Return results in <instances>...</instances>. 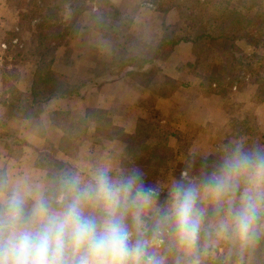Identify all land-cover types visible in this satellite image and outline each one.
I'll list each match as a JSON object with an SVG mask.
<instances>
[{
    "label": "rangeland",
    "instance_id": "rangeland-1",
    "mask_svg": "<svg viewBox=\"0 0 264 264\" xmlns=\"http://www.w3.org/2000/svg\"><path fill=\"white\" fill-rule=\"evenodd\" d=\"M17 1L21 2V0ZM34 1L37 2L38 10L37 6L32 5ZM40 1L25 0V5L18 9L19 31L13 33L8 32L6 35H3V42L7 45L6 51L8 55L14 59L17 58L18 61L23 63L29 61L33 64L36 62L33 55L41 44L38 37L31 32L33 26L38 22V19H35L34 16H40L42 21L46 20L51 22L54 20L48 14V10L54 9V5H52L51 9H48L46 5L44 6V3L40 4ZM74 3L73 5L76 8L69 22L63 24L69 17L67 16V12L70 11L69 6L72 5L71 2H66L60 15L62 21L57 25H62L60 26L61 31L65 27L69 35L64 41V45H61L64 50L61 58L63 57L65 63L67 62L70 49L68 46L74 38L78 37V32L82 28L83 30L89 27L91 28L92 26L96 30L100 28L102 30L100 34L107 41V45L101 51L94 50V40H91L92 45L89 46L85 40L86 44L84 49L78 47L76 43L70 45L72 52L75 51L73 55L75 56L74 62H79V65L73 68L70 74L69 80L71 82L69 84L66 80H63L66 78L59 77L62 82L70 86L78 87L81 84V78L89 75L84 69L93 70L94 72H97L99 69H111L114 66L122 69L123 65L139 66L143 62L148 61L154 55L162 38L166 36V33H164L165 26L169 27L167 35L170 36L174 33L173 38L182 37V18L180 19L177 11L172 10L166 14L157 13L154 7L147 4L145 0H76ZM29 5L31 7H28ZM109 5L114 6L116 12L109 10ZM59 8H61L60 5ZM260 12L264 15V0H261ZM22 14L25 15L21 16ZM182 44L185 43H180L174 49L166 48L162 50L161 59L154 62L148 70L146 69L144 76L140 78L144 84H147L148 88L150 87L149 90L152 96H154L148 100V107L150 109L154 107L153 105L157 101V97L159 99L160 97L171 96L178 87H184L185 83L190 84L191 75L198 77L200 80L203 88L200 92L203 95L209 96L215 92L221 100L218 103L219 115L216 121L210 124V126L214 125V129L211 131H201L198 129L185 131L182 134V138L177 140L178 142L174 147H167L170 141L168 133L172 131L160 129L159 115L154 113L150 114L149 121L140 125V133L142 136H149L150 138V145H147L150 151H152L150 155L155 158L158 157L157 159L161 158L159 163L161 164L160 167L153 168L145 173L147 178H152L149 186L156 190L164 189L167 192H169L172 183L180 179L182 170L186 167L191 168L194 172L195 165L200 162L202 165V161H204L206 165L214 169L224 156L226 147H231L236 143H242L245 149L264 146V99L262 100L256 96L257 88L259 87L256 74L264 80V62L259 63L252 57L253 55L263 56L264 51L262 49L253 50L244 43L237 44L239 51L242 53V57L240 56L237 63H235V69L232 70L229 65H225L223 71L221 70L223 78L216 85L211 86L209 80L217 69L215 66L220 65L219 63L223 59L222 56L220 57L215 54L210 47L201 49L190 44L191 49L187 51V58H191L192 62H194V65H191L193 68L190 69L182 63V54H186L185 50H178ZM163 62L170 67L165 66L164 68ZM261 64L263 66L262 69L259 67ZM60 69H63V67H60ZM64 70L66 71V67ZM228 71H231L233 76H231L232 74L228 76ZM175 73H177V80L169 77V75H175ZM6 78L8 82H13L17 79L15 73L12 72L8 73ZM10 87L11 85L9 89ZM195 88H190V90H187L189 89L187 88L186 92L197 91ZM190 95L191 93L186 94L185 99L190 98ZM182 99L184 98L182 97ZM206 107L210 106L207 104ZM181 109L173 112H175L176 116H179V113L182 111V117L185 118V111L187 112L189 110L184 107ZM186 117L188 121L194 122L195 126L199 125L200 117L197 112L195 115H186ZM61 119L65 121L64 117ZM215 144L218 146V151H216L214 156L200 158L193 152L194 150H200V147L204 145H208L209 147ZM152 146L158 148L156 153L151 149ZM139 148L134 149L139 151ZM138 151L130 153L132 156L130 154L128 155L131 157V160H126L127 165L133 164L132 159L139 161L142 157L146 160V157L144 155L142 156ZM195 158L198 160H195ZM42 166L50 169L53 173L56 172L55 165L50 156L44 159ZM140 170L137 168V171L140 172ZM184 179L186 183L200 184L198 180L186 177L185 175ZM53 193L54 191L46 196L51 202H53ZM167 203V197L160 198L158 204H156V208L162 210L166 208ZM205 204L206 215L204 219L207 217L211 203L207 199H201L200 206ZM150 218V222L148 223L151 226L155 219V212ZM211 219L216 218L213 217ZM221 220H226V217L222 214L221 218L216 221V223L219 222V226L215 227L216 229L213 231L214 236L206 233L201 228L200 238L195 249V252L201 259V263L264 264V254H262L261 258L256 257L254 260L251 259V261L245 258L249 243L242 242L230 230H220ZM260 228L262 234H264V227L261 226ZM215 232H217V235H221L222 240H224L222 247H220L222 243L211 240V237H217ZM262 238L264 243V237ZM159 239L161 242H153L155 245H153L152 250L157 255L163 256L166 264H177V260L182 261V256L187 252L177 245L170 228L165 229ZM209 244H212V248L213 246H216V248L220 247L221 253L226 251V256L218 258L213 255L214 258H212L208 252Z\"/></svg>",
    "mask_w": 264,
    "mask_h": 264
},
{
    "label": "clouds",
    "instance_id": "clouds-1",
    "mask_svg": "<svg viewBox=\"0 0 264 264\" xmlns=\"http://www.w3.org/2000/svg\"><path fill=\"white\" fill-rule=\"evenodd\" d=\"M61 187L68 195L58 207L40 192L30 208L18 190L0 200V264H166L152 247L168 228L193 256L188 264H199L195 249L206 215L201 199L226 217L220 230L254 242L264 218V146L226 147L199 185L186 183L182 173L162 210L156 208L159 192L139 171L114 178L101 168L87 183L64 177Z\"/></svg>",
    "mask_w": 264,
    "mask_h": 264
},
{
    "label": "crops",
    "instance_id": "crops-1",
    "mask_svg": "<svg viewBox=\"0 0 264 264\" xmlns=\"http://www.w3.org/2000/svg\"><path fill=\"white\" fill-rule=\"evenodd\" d=\"M67 13V16H70V11ZM18 16L19 11L11 9L8 0H0V100L11 99L12 92L23 97H29L31 94L35 64L29 61L23 63L8 55L7 45L3 42V35L19 31ZM69 19L68 17L65 22ZM77 36L71 44L76 43L82 49L85 48L86 42L88 46L92 45L93 40L94 50L101 51L107 45V41L94 26L80 29ZM71 44L68 46L70 49L67 62L65 63L63 57L61 58L64 52L63 44L56 49L52 65L55 76L59 80H61L59 77L66 78L63 80L68 84L71 82L69 78L73 68L79 65V62H74L75 51L72 52ZM181 46L178 50H185L186 53L182 54V63L191 69L194 62L191 58H187V51L191 46L190 44ZM163 64L164 68L170 67L164 62ZM84 71L89 75L81 78L78 95L70 99H52L44 103L38 118L34 121L8 117L7 110L0 105V183L4 185V190L0 192V200L10 195L12 191L18 190L25 194L30 208L37 192L47 196L54 191L56 197L53 198V206L58 207L60 200L65 197L61 187V180L64 177H79L82 183H87L101 168L107 169L109 175L114 178L131 175L137 171V168L127 167L126 164V160L130 159L128 138H134L140 133V125L147 123L152 113L160 116L161 130L172 131L168 133L170 138L168 148L174 147L185 131L214 129V125L210 126V124L216 121L219 115L218 103L221 99L215 92L209 96L203 95L200 92L203 88L198 77L190 74L191 86L183 82L185 86L178 87L171 96L159 99L157 97L154 107L150 109L148 100L154 97L149 90L150 87H144L132 78L127 69H118L114 66L111 69H99L97 72L89 69ZM10 72L15 73L16 81L6 80ZM176 74L169 77L177 80ZM193 87H196L197 91L186 92L187 88L190 90ZM188 93L191 95L190 98L188 97L189 100H186L185 96ZM207 104L210 107H206ZM182 107L189 110L185 111V118L182 117V111L179 116L173 112L182 110ZM196 112L200 117L198 126L188 121L186 117V115H195ZM63 117L65 121L61 119ZM216 151L218 146L215 144L209 147L204 145L200 150L193 152L200 158H207L214 156ZM48 156L52 162L63 165L64 170L54 174L50 169L42 166ZM141 172L143 178H146L145 172L140 170ZM182 173L186 177L195 179L183 170ZM157 191L159 200L166 197L168 200L166 190ZM211 206L210 204L209 208ZM201 207H206V204ZM220 218L208 222L207 216L202 224L206 223L214 231L215 227L219 226V222L216 221ZM261 226L264 227V221ZM260 232L264 237L261 228ZM215 233L217 237H211V240L222 243L220 246L222 247L224 240L221 235ZM156 242H159V239ZM211 245L208 246V252L212 258L213 255L218 258L226 256V251L222 254L220 247L212 248ZM195 254L197 255L196 252ZM195 258H198L199 264L204 263H201L199 256Z\"/></svg>",
    "mask_w": 264,
    "mask_h": 264
},
{
    "label": "trees",
    "instance_id": "trees-1",
    "mask_svg": "<svg viewBox=\"0 0 264 264\" xmlns=\"http://www.w3.org/2000/svg\"><path fill=\"white\" fill-rule=\"evenodd\" d=\"M76 0H41L39 3H44V6L51 9L54 5V9L48 10V14L52 16L53 21L49 22L46 20L42 21L40 16H34L38 19L37 24L33 26V32L40 40V47L36 49L34 56L35 59V71L33 75V81L31 86V94L29 97L20 96L18 93L12 92V98L9 100H0V105L4 106L7 110V116L12 118H20L24 120L34 121L38 118V114L44 103L52 99H70L77 96L79 88L70 86L61 80H59L52 72V65L54 62V54L58 47H60L65 39L69 36L68 30L65 27L60 30V26H57L62 18L63 7L66 2H71L69 6L70 16L74 15ZM147 4L154 7L157 13L166 14L170 11H177L182 21V37L173 38V35H167L168 26L164 27V33L166 36L162 38L161 43L158 45L154 55L148 61L143 62L141 65H123L122 69H127L128 74L136 79L144 87L147 84L143 83L140 78L144 76V71L149 69L154 62L161 59L162 50L166 48L174 49L180 43H189L196 48L205 49L210 47L215 54L222 56L220 65L215 66L213 75L209 82L210 85H216V83L223 78V71L225 65H229L232 70L235 69V63L242 57V53L239 51L237 44L244 43L253 50L264 51V15L260 12L261 0H145ZM25 5V0L18 2L17 0H8V6L11 9H18ZM37 6V2L34 1L32 4ZM59 5L61 8H59ZM28 7H31L30 5ZM44 8V7H42ZM109 10L116 12L114 6L109 5ZM37 6V10H38ZM100 11V10H99ZM25 14H22L23 16ZM51 18V20H52ZM69 22V21H67ZM64 22L63 24H66ZM99 33H102L100 28H97ZM127 30V28H126ZM254 60L259 63L264 62V55H253ZM217 61V59H216ZM239 65V64H237ZM260 69L263 68L262 64L259 65ZM227 74L230 76L231 71ZM233 76V74L231 75ZM256 80L258 81L259 87L257 88V97L264 99V80L261 76L256 74ZM149 136H142L139 133L134 138H128V152L133 153L138 151L134 148H139V153L146 157V160L142 157L141 160L135 161L132 159L133 164L127 165L130 168H138L143 170L145 173L149 172L153 168L160 167L161 158L157 159L152 157V151L148 148ZM166 148V147H165ZM134 149V150H133ZM154 153L157 152L158 148L152 146ZM164 150V148H163ZM165 151V150H164ZM132 156V155H131ZM131 160V157H130ZM195 160H198L195 158ZM56 168V174L61 170H64V166L54 162ZM212 167L206 165V162L202 161L195 165V171L191 168H184L183 171L188 176L194 177L199 183L203 180L206 174L211 173ZM54 173V174H55ZM144 182L149 185L151 177L143 178ZM59 188H61L59 186ZM58 188V190H60ZM63 195L67 196L68 193L63 190ZM56 197L55 192L53 198ZM54 204V202H52ZM213 206L208 210V222L211 218H220L221 215L214 214ZM264 221V218L260 221L257 226L254 242L248 244V251L245 256L246 259L251 261L254 258H261L264 254V243L263 236L260 232V225ZM201 228L208 234H214L213 230L208 227L206 223L201 225ZM214 236V235H213ZM198 256L195 254V257ZM193 259L191 255L182 256L180 264H188Z\"/></svg>",
    "mask_w": 264,
    "mask_h": 264
},
{
    "label": "built area",
    "instance_id": "built-area-1",
    "mask_svg": "<svg viewBox=\"0 0 264 264\" xmlns=\"http://www.w3.org/2000/svg\"><path fill=\"white\" fill-rule=\"evenodd\" d=\"M4 48V47H3ZM160 240V239H159ZM159 242H161V240L159 241Z\"/></svg>",
    "mask_w": 264,
    "mask_h": 264
}]
</instances>
